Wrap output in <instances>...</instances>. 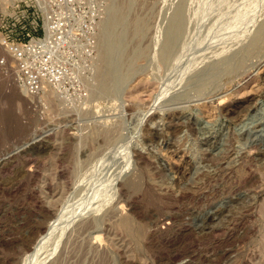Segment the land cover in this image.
Instances as JSON below:
<instances>
[{
	"label": "rangeland",
	"instance_id": "374dc122",
	"mask_svg": "<svg viewBox=\"0 0 264 264\" xmlns=\"http://www.w3.org/2000/svg\"><path fill=\"white\" fill-rule=\"evenodd\" d=\"M43 7L0 0V60L96 11V62L37 95L0 67V264H264V0Z\"/></svg>",
	"mask_w": 264,
	"mask_h": 264
},
{
	"label": "built area",
	"instance_id": "2783aa9c",
	"mask_svg": "<svg viewBox=\"0 0 264 264\" xmlns=\"http://www.w3.org/2000/svg\"><path fill=\"white\" fill-rule=\"evenodd\" d=\"M46 2L37 0L36 13L45 12ZM58 3L68 8L75 0H58ZM101 19L99 12L93 11L87 19L80 14L69 24L70 17L59 12L46 20L43 36L28 33L26 38L19 39L3 34L2 45L12 59L17 83L29 94L37 95L47 88H66L69 81L80 80L85 70L92 73ZM79 29L81 32H77ZM4 66L7 61L1 59L0 67Z\"/></svg>",
	"mask_w": 264,
	"mask_h": 264
},
{
	"label": "bare ground",
	"instance_id": "6f19581e",
	"mask_svg": "<svg viewBox=\"0 0 264 264\" xmlns=\"http://www.w3.org/2000/svg\"><path fill=\"white\" fill-rule=\"evenodd\" d=\"M117 14V13H116ZM115 17V16H114ZM120 17V16H119ZM115 21V20H114ZM116 23V22H115ZM114 24V23H113ZM140 27V26H139ZM140 31V30H139ZM105 34V33H104ZM136 34V33H135ZM119 36V35H118ZM104 38H105V36H103ZM110 37V36H109ZM120 38V37H119ZM116 39V38H115ZM117 40V39H116ZM111 41H112V39H111ZM120 41V40H119ZM106 42V41H105ZM121 42V41H120ZM117 44V43H116ZM121 44H122V42H121ZM105 50V49H104ZM104 54V53H103ZM6 59H7V61L9 60V62L10 61H12V59L8 56V55H6ZM7 64H8V62H7ZM10 69H11V72H12V74L14 73V70L11 68V66H10ZM102 71V70H101ZM106 78V77H105ZM22 87V86H21ZM23 88V87H22ZM24 89V88H23ZM52 90V89H51ZM24 91H26L25 89H24ZM27 92V91H26ZM49 97V96H48ZM242 103V102H241ZM241 103L240 102H236L235 104L239 107L240 105H241ZM247 106V105H246ZM242 107V106H241ZM225 108V107H224ZM227 108H229V106L227 107ZM245 111V110H244ZM205 133V132H204ZM205 135H206V139H205V141L207 140V141H211L213 138H215V135H214V133L213 132H211V131H208V132H206L205 133ZM207 143V142H206Z\"/></svg>",
	"mask_w": 264,
	"mask_h": 264
}]
</instances>
